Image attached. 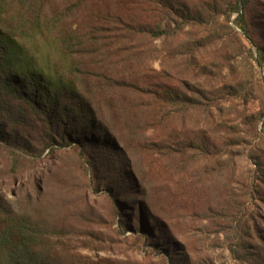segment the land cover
Instances as JSON below:
<instances>
[{
	"label": "rangeland",
	"instance_id": "374dc122",
	"mask_svg": "<svg viewBox=\"0 0 264 264\" xmlns=\"http://www.w3.org/2000/svg\"><path fill=\"white\" fill-rule=\"evenodd\" d=\"M236 1L165 0L187 12L216 11L181 24L161 18L155 0H45L55 26L82 37V54L64 60L53 37L22 42L54 90L81 79L82 70L103 120L85 129L70 117L57 128L66 136L56 144L28 123L26 137L14 143L28 141L27 155L0 144V200L46 220L84 264H254L256 252L264 258V70L254 61L256 46L264 47V0H248L244 11L251 41L234 24L237 14L228 17ZM60 13L66 17L57 21ZM161 20L176 32L153 39L135 29ZM130 82L193 84L211 101L161 107ZM205 139L206 149L190 147ZM144 142L156 146L141 148ZM149 218L164 224L166 235L153 238Z\"/></svg>",
	"mask_w": 264,
	"mask_h": 264
},
{
	"label": "trees",
	"instance_id": "16d2710c",
	"mask_svg": "<svg viewBox=\"0 0 264 264\" xmlns=\"http://www.w3.org/2000/svg\"><path fill=\"white\" fill-rule=\"evenodd\" d=\"M44 1L0 0V144L6 148L15 147L26 155L28 150L25 149L30 146L29 142L27 141L21 147L14 143H17V139L26 137L27 132L22 133V130L28 129V123L39 124L41 135L49 138L46 141L56 144L59 143L56 142L57 140L63 142L66 136L64 129L58 131L57 128L60 125L64 126L66 121L69 123L70 117L77 118L83 123L82 127L85 129L88 127L90 129L95 119L103 120L101 112H95L93 109V96L84 86L82 70H78L81 79L78 76L76 81L67 80L68 88L54 90L42 72L36 70V60L22 42L34 37L42 40L53 37L56 45L52 44L57 47L64 60L71 53L78 52L77 48L82 43V37L80 35L73 37L67 29L57 28L55 20H50L44 11ZM155 3L159 6L158 14L161 18L170 20L171 17H175L181 24L204 22L216 13L215 10H210L206 15L200 11L187 12L184 7H182L183 10L173 7V3L168 6L165 0H155ZM247 5L248 0H238L230 4L229 7L232 8L228 10V17L230 18V13L237 14L234 24L240 30L241 36L251 41L244 14ZM65 17L63 13H60L57 21ZM162 21L153 27L143 25L136 26L135 29L137 33L153 39L165 38L176 32L177 28H171L172 22L163 25ZM55 30L58 31L57 36ZM76 41L80 44L78 45ZM254 61L264 70V47L256 46ZM147 83L139 86L137 83L130 82V88L133 92H140L145 97L150 95L156 98L161 107L171 105L174 109L192 108L203 101H211L207 92H203L193 84L167 86L162 82L151 85L150 82ZM223 91L224 89L219 91V95L223 94ZM212 93L215 94L216 91ZM103 125L110 132L107 124ZM207 140H202L198 144L191 140L190 147L198 150L206 149ZM138 144L141 148L147 149L151 145L156 146L155 144L148 146V142ZM49 147L54 146L50 144ZM117 214L119 217L118 211ZM149 219L154 221L153 218ZM121 222L122 220L119 219L118 223ZM140 225L141 222L138 223V231L142 232L143 237L148 238L149 233L143 225ZM151 225L150 232L153 238L166 235L167 230L164 224L154 221ZM236 225L235 229H238L242 226V222L237 221ZM254 256V264H264L262 254L258 255L256 252ZM172 262L176 260L172 259ZM0 264L84 263L80 256L72 252L70 240L63 237L55 228L50 227L46 220L38 218L35 213L30 214L25 209H16L6 200H0Z\"/></svg>",
	"mask_w": 264,
	"mask_h": 264
}]
</instances>
